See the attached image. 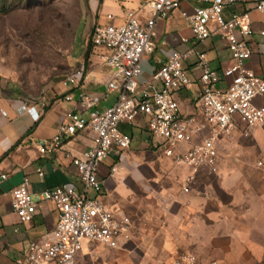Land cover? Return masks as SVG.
I'll return each mask as SVG.
<instances>
[{
  "label": "crops",
  "instance_id": "1",
  "mask_svg": "<svg viewBox=\"0 0 264 264\" xmlns=\"http://www.w3.org/2000/svg\"><path fill=\"white\" fill-rule=\"evenodd\" d=\"M149 1L86 0L92 30L71 69H85L78 87L58 84L57 93L36 101L26 98L16 81L0 72V264H25L32 242L53 240L58 221L54 203H39L33 221L27 224L19 221L12 208V192L25 177L30 179L32 194L60 186L84 191L68 155L79 156L91 148L90 129L63 137L61 148L56 151L41 153L39 146L50 145L68 113L89 117L80 101L82 93L100 97L95 107L98 111L115 104L118 93L106 90L113 71L98 59L102 50L93 46L92 31L96 25L107 24L108 16L116 24H123L131 11L146 21L149 14L145 5ZM254 4V0L242 1L226 8L224 16L229 19L233 14L250 13L254 33L248 40L254 54L246 66L264 77V54L259 44L264 17L254 11ZM203 6L206 4L200 0H184L158 25L155 49L144 55L141 62L139 89L151 83L154 71L173 50L202 52L210 67L220 73L230 65L227 42L212 34L205 42L196 43L182 16L183 12L191 14ZM89 45L92 47L86 64ZM184 67L192 84L175 93L179 114L194 117L200 123L197 101L202 71L194 56L184 62ZM231 80L223 78L218 87H228ZM66 95L72 100H65ZM255 104L264 106V95L256 98ZM119 130L132 138L131 147L104 160L98 178L103 185V203L116 217L129 218V229L115 249L84 241L77 264H174L184 254H193L205 263L264 264V126L239 124L230 137L218 136L215 170L202 165L195 174L165 155L162 141L151 136L145 116L133 123H120ZM211 133L209 128L204 129L179 150H188ZM193 174L190 191L184 192L186 179Z\"/></svg>",
  "mask_w": 264,
  "mask_h": 264
},
{
  "label": "built area",
  "instance_id": "2",
  "mask_svg": "<svg viewBox=\"0 0 264 264\" xmlns=\"http://www.w3.org/2000/svg\"><path fill=\"white\" fill-rule=\"evenodd\" d=\"M183 1L150 0L145 5L149 14L146 21H141L137 13L131 11L123 24H116L115 19L108 16L107 24L94 27L92 44L102 50L97 57L113 71L106 90L117 92L118 99L110 108L98 111L95 107L100 97L82 93L80 101L82 107L89 111V117L68 113L65 124L50 145L39 146L41 153L56 151L61 148L63 137L90 129L93 134L91 148L79 156L68 155L84 184L83 192L73 186H60L32 194L27 177L13 190L12 208L23 224L33 221L39 203L52 202L58 211L53 240L32 242L25 264H77V256L86 240L112 249L118 247L119 239L129 229L130 219L116 217L103 203L100 197L103 185L98 174L104 160L131 147L132 138L121 133L120 123H133L145 116L151 136L162 141L165 155L175 163L188 166L194 174L202 165L215 170L218 159L215 140L218 136L230 137L239 124L264 126V106L255 104V99L264 95V77L246 66L254 54L248 40L254 33L250 13L233 14L229 19L224 16L226 8L245 0H200L206 6L195 8L191 14L182 13L196 43L205 42L212 34H218L227 42L230 52L227 68L221 73L212 69L206 55L195 49L187 52L173 50L154 71L151 83L139 89L141 62L144 55L155 49L158 25L179 9ZM254 1V11L264 17V0ZM259 44L264 54V30L259 32ZM192 56L196 57L202 71L201 94L197 101L200 123L194 117H182L175 98L177 91L192 84L184 67V62ZM84 74V67L79 66L61 84L65 88L78 87ZM225 77L232 79L231 84L219 88L218 84ZM64 98L72 100L70 95ZM207 128L212 132L210 137L186 151L179 150L181 145L192 143L195 135ZM115 170L112 169L113 172ZM194 174L186 179L184 192L190 191L189 184L194 180ZM39 175L43 176V172L39 171ZM174 264L221 263H205L193 254H184Z\"/></svg>",
  "mask_w": 264,
  "mask_h": 264
},
{
  "label": "rangeland",
  "instance_id": "3",
  "mask_svg": "<svg viewBox=\"0 0 264 264\" xmlns=\"http://www.w3.org/2000/svg\"><path fill=\"white\" fill-rule=\"evenodd\" d=\"M85 3L33 0L16 9L10 0L12 10L0 11V72L14 79L26 98L51 97L72 72L92 30Z\"/></svg>",
  "mask_w": 264,
  "mask_h": 264
},
{
  "label": "trees",
  "instance_id": "4",
  "mask_svg": "<svg viewBox=\"0 0 264 264\" xmlns=\"http://www.w3.org/2000/svg\"><path fill=\"white\" fill-rule=\"evenodd\" d=\"M10 0H0V11L1 12H5L7 10H10L11 8L8 6ZM17 7H15L16 9L19 8L18 5H23L25 3H29L30 1L33 0H15ZM12 10V9H11ZM92 45H89L88 50L85 53V63L87 64L89 61V57H90V50H91Z\"/></svg>",
  "mask_w": 264,
  "mask_h": 264
}]
</instances>
